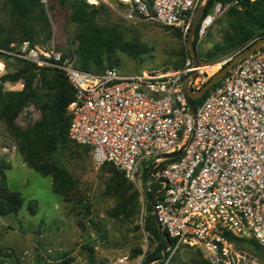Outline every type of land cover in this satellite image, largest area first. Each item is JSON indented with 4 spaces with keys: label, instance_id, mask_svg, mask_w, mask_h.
Wrapping results in <instances>:
<instances>
[{
    "label": "built area",
    "instance_id": "1",
    "mask_svg": "<svg viewBox=\"0 0 264 264\" xmlns=\"http://www.w3.org/2000/svg\"><path fill=\"white\" fill-rule=\"evenodd\" d=\"M39 1L47 7L50 0ZM118 1L125 18L188 36L206 0ZM228 5L216 3L214 13ZM212 19L208 14L201 21L198 37ZM4 55L64 75L74 93L68 138L88 148L96 166L112 165L141 191L144 169L155 164L151 176L164 182V191L151 213L176 244L198 248L209 264H247L226 235L253 240L264 251V45L232 66L195 114L183 83L188 79L187 87L197 92L208 80L195 60L173 71L93 74L55 47L24 41L0 48V73ZM0 264L16 263L5 257Z\"/></svg>",
    "mask_w": 264,
    "mask_h": 264
},
{
    "label": "rangeland",
    "instance_id": "2",
    "mask_svg": "<svg viewBox=\"0 0 264 264\" xmlns=\"http://www.w3.org/2000/svg\"><path fill=\"white\" fill-rule=\"evenodd\" d=\"M86 1L94 6L103 4L105 11L101 10V21L117 26L126 40L135 39L148 50L137 59L118 54L117 66L114 67L121 74L173 71L182 62L184 54L191 52L188 38L178 30L125 18L126 7L118 0ZM229 7L230 4L216 14L213 7L209 13L213 16L211 23L202 37H197L196 63L203 67L219 66L212 74L206 73L207 78L215 74L226 59L240 51L216 59L205 55L222 42V35L229 30ZM46 9L52 37L36 46L55 47L62 52L73 50L75 27L68 22L70 10L59 6L56 0H50ZM10 19L4 0H0V23L9 26ZM2 67L0 63V69ZM13 69L11 65L5 67L0 76ZM22 87L21 82L4 84V89L9 91L21 90ZM40 117L41 109L29 106L19 114L16 124L22 128L31 126ZM51 161L65 168L74 180L73 187L65 196L53 192L52 175L42 177L24 163L12 134L0 120V168L4 169L11 187L24 199L16 214L0 216L1 262L8 257L16 264H142L144 255L157 245L144 229L148 200L144 192L151 190V183L146 182L139 191L137 215L124 219L114 216L117 198L111 188L115 177L110 166H96L89 152L72 143L69 149H59ZM125 178L137 188L130 178ZM32 199L38 203L34 214L27 209V203ZM236 248L245 256L247 264H264L263 250L258 253L248 244H240ZM169 249H166L161 262L151 261L148 264H199L203 259L196 247L176 244ZM167 251L169 255L166 259Z\"/></svg>",
    "mask_w": 264,
    "mask_h": 264
},
{
    "label": "trees",
    "instance_id": "3",
    "mask_svg": "<svg viewBox=\"0 0 264 264\" xmlns=\"http://www.w3.org/2000/svg\"><path fill=\"white\" fill-rule=\"evenodd\" d=\"M56 1L59 6L70 10L68 22L75 27L72 40L75 48L63 51V54L64 57H70L73 60L77 69L99 74L117 66L118 54L137 59L147 53L145 45L135 39L126 40L117 26L101 21V10L105 11L103 4L94 6L88 4L86 0ZM216 3L230 4L227 11L229 30L222 35V42L205 54L207 58L216 59L231 54L264 37V0H208L200 21L211 13ZM4 4L9 11L11 23L9 26L0 23V48L9 50L12 44L19 45L24 41L29 42L31 46H36L37 43H46L51 39L52 32L47 9L39 0H4ZM200 21L193 37L194 46L197 42ZM186 37L188 38V36ZM184 56L182 62L178 63L174 69H182L185 58L196 61L191 52L185 53ZM1 58L5 67L11 65L14 66V69L0 76V120L12 134L16 149L21 154L24 163L42 177L52 175L54 178L53 192L56 195L65 196L67 191L73 187L74 180L65 168L53 164L51 159L59 149L71 148L72 142L68 138L70 115L67 108L74 100L73 90L59 71L39 69L30 63L12 60L7 55ZM221 80L215 83L212 88L219 85ZM17 82L22 83L21 90L4 89L5 83ZM207 93L208 91L200 99L194 101L195 106L204 99ZM29 106L40 108L41 117L31 126L19 127L16 124V119ZM82 148L89 152L88 148ZM104 165L111 167L110 171L115 177L111 184L117 198L114 216L129 219L137 215L139 191L125 178L123 172L112 165ZM146 182L151 183V190L145 191V198L148 200L144 229L156 241L157 245L144 255L142 264L160 261L167 242L170 243L169 250L176 246V240L168 236L166 240L162 236L151 213L150 198L162 186L150 179L149 168L144 169L142 174L143 187ZM23 202L24 199L20 192L11 187L4 169L0 168V216L16 214L21 209ZM37 204L35 199L29 200L28 211L36 213ZM226 237L235 246L248 244L256 252L261 253V249L253 240L239 239L230 235H226ZM168 255L167 251L166 259ZM199 264L209 263L201 258Z\"/></svg>",
    "mask_w": 264,
    "mask_h": 264
},
{
    "label": "water",
    "instance_id": "4",
    "mask_svg": "<svg viewBox=\"0 0 264 264\" xmlns=\"http://www.w3.org/2000/svg\"><path fill=\"white\" fill-rule=\"evenodd\" d=\"M208 0L205 1V3L203 4V6L199 7L196 10L195 16L193 18V22L188 34V45H189V49L191 51L192 57L193 59L195 58V46L193 43V37L195 34V30L196 27L198 25V22L203 14L204 11V7L207 4ZM264 45V37L259 38L258 40H256L254 43H252L251 45L246 46L245 48H243L242 50H240L238 53H236L235 55H232L231 57H229L228 59H226L220 66L219 70L213 74L210 78H208V80L205 82V84L202 86V88L197 91V92H192L188 87H187V81L188 79H186L183 83V90L184 93L186 95L188 104L191 108V111L193 114H195V103L194 101L197 99H200L208 90H210L212 88V86L217 83L218 81H220L223 76L226 74V72L228 70H230L232 68V66H234L238 61L244 59L245 57H247L248 55L252 54L258 47ZM195 74L192 73L190 75L191 79H194ZM180 155V152L175 153L174 155H172L171 157H178ZM155 164H153L150 169H149V175H150V179L154 182H157L159 184L164 183L161 180H154L151 176V172L154 168ZM164 191V188L162 187L158 192H156L151 198H150V205L153 208L154 206V202L156 200L157 197H159ZM155 219V217H154ZM156 221V219H155ZM157 224V223H156ZM158 226V225H157ZM159 230V228H158ZM159 232L162 234V236L167 240V236L166 234H164L163 232H161L159 230ZM170 247V243L167 242L166 247L164 248V250L162 251V257L160 258V261L164 258L165 256V251L166 249H168Z\"/></svg>",
    "mask_w": 264,
    "mask_h": 264
},
{
    "label": "bare ground",
    "instance_id": "5",
    "mask_svg": "<svg viewBox=\"0 0 264 264\" xmlns=\"http://www.w3.org/2000/svg\"><path fill=\"white\" fill-rule=\"evenodd\" d=\"M218 67H219L218 65H212V66H206L204 68L206 69L208 74H212L213 72L217 70Z\"/></svg>",
    "mask_w": 264,
    "mask_h": 264
}]
</instances>
